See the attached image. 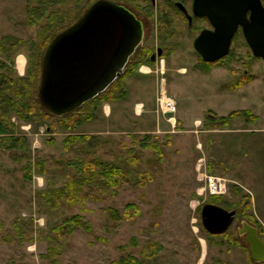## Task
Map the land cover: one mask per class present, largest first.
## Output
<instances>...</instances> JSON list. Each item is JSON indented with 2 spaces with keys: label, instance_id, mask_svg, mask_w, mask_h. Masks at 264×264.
Listing matches in <instances>:
<instances>
[{
  "label": "rangeland",
  "instance_id": "obj_1",
  "mask_svg": "<svg viewBox=\"0 0 264 264\" xmlns=\"http://www.w3.org/2000/svg\"><path fill=\"white\" fill-rule=\"evenodd\" d=\"M130 5L145 23L140 55L148 53L143 64L149 65L148 56L158 46L164 51L156 65L166 66L161 76L176 112L163 113L157 102L154 107L159 116L168 117L170 127L156 135L88 134L89 138L68 143L65 140L76 131L61 126L55 133L35 128L11 137L16 142L8 143L16 148L0 146V264H117L122 258L128 264L131 259L138 264L235 263L229 241L240 239L236 229L241 221L248 222L249 215L243 208L250 195L252 198L264 188V63L252 56L239 31L229 54L206 74L198 73L202 63L193 40L207 24L193 22L190 31L184 16L163 3L156 8L148 0H132ZM71 7L68 3L61 12ZM177 68L185 72L177 73ZM243 73L253 74L254 80L233 92L230 85ZM25 85L21 91L28 96L29 85ZM234 110H249L258 117L248 123L243 117L235 118L229 127L238 131L218 136L234 157L231 174L249 194L217 166L218 140L211 115ZM95 125H101L98 118L83 124L79 131ZM153 143L159 145V156L145 147ZM92 160L122 171L120 182L111 185L98 174V168L91 176L71 165ZM203 174L227 179L226 194L212 199L205 190ZM79 179L85 181L75 184L70 200L59 199L53 207L54 202L43 199L42 192L62 189ZM130 204L135 209L125 210ZM204 204L236 211L227 232L210 235L203 229L200 209ZM71 218L80 223L71 235L55 231ZM241 257V263L250 262V258Z\"/></svg>",
  "mask_w": 264,
  "mask_h": 264
},
{
  "label": "water",
  "instance_id": "obj_2",
  "mask_svg": "<svg viewBox=\"0 0 264 264\" xmlns=\"http://www.w3.org/2000/svg\"><path fill=\"white\" fill-rule=\"evenodd\" d=\"M191 26L192 17L182 9ZM192 12L205 17L211 29H203L193 41L204 62L215 63L230 52L238 29L253 57L264 63V4L261 0H193ZM145 28L130 7L110 0H94L68 28L54 36L41 59L37 98L44 110L63 117L104 93L121 76L143 44ZM235 210L214 204L200 209L203 229L221 235L234 223ZM237 234L252 262L264 263V241L258 228L243 220Z\"/></svg>",
  "mask_w": 264,
  "mask_h": 264
},
{
  "label": "crops",
  "instance_id": "obj_3",
  "mask_svg": "<svg viewBox=\"0 0 264 264\" xmlns=\"http://www.w3.org/2000/svg\"><path fill=\"white\" fill-rule=\"evenodd\" d=\"M26 3L27 0H0V85L3 83V87H0L1 147L4 146V139L6 137H18L20 134V136H23L24 132H28L35 128H38L37 131L42 128L48 131L46 126L47 122L38 124L32 121H26L23 118L25 114L22 112L19 113L18 111V109L23 108L25 101L22 98L23 93L21 91L22 87L25 89L23 84L31 85L29 83L32 82L29 74V57L32 53L30 43L36 40V30L38 28V25L32 26L28 23ZM156 63L155 61L154 64H141L124 79L123 82L127 92V97L125 99L103 102L99 105L91 121L98 118L101 124L100 126L95 125L88 131H79V128L85 124L83 123L74 129V131H76L75 134L97 136L112 134L127 136L156 135L155 133H158L161 129L168 126L170 127L168 123L169 120L167 119L168 117L164 118L159 116L156 111V106L154 107V104L156 105L158 89L162 81H164L161 73L164 74L166 69L164 68L166 67L165 65L160 68ZM196 70V72L201 74L207 73L199 69ZM182 71L183 70L180 72L178 68L175 69L177 73L182 74L185 72ZM148 75H152V78L146 80L145 77ZM236 80L237 79H235V81ZM247 84L249 83L243 84L242 86ZM242 86L236 89L230 87V90L236 92V90L242 88ZM25 92H27V90ZM229 114L221 116L215 114V116L227 117ZM253 116L258 119L256 115ZM235 118L230 119L227 125H219L216 127L215 132L218 140L217 166L222 168L227 176H230L239 186L245 189L236 177L231 174L234 170L232 167L235 162L231 150L224 146V144L220 142V138H218L219 135L233 134L238 131L236 127H229ZM243 119L245 120V118ZM197 121L198 120H194V123ZM245 122L248 123L251 121L245 120ZM210 129L206 131L208 133L214 132L213 129L211 131ZM242 130L253 132L252 129ZM3 133L6 135H2ZM245 191L249 194V190L245 189ZM250 201L251 209L248 213L257 223L256 227L258 228L259 235L264 241V188H260L257 195L253 196L252 194V198L250 195ZM229 246L232 248L230 252H232L234 258H236L233 264H243L241 263V256H244L246 260L250 258L246 245ZM248 264H250V262Z\"/></svg>",
  "mask_w": 264,
  "mask_h": 264
},
{
  "label": "trees",
  "instance_id": "obj_4",
  "mask_svg": "<svg viewBox=\"0 0 264 264\" xmlns=\"http://www.w3.org/2000/svg\"><path fill=\"white\" fill-rule=\"evenodd\" d=\"M93 1L94 0H89L87 3L83 4V0H27L26 3V14L28 17L29 25L32 26L38 25V28L36 30V40L31 41L30 43V49L32 50V53L30 54L29 57L30 60L29 74L31 76V81L33 85H35V88L33 87L31 88L30 87L31 85H29V87L27 88L28 96H22V98L25 100L24 101L25 107L18 109V111L19 113L22 112L25 114L23 118L26 121H32L38 124L42 122L50 123L52 127H54L53 129H51V125L47 126L50 133L57 132L58 126H61L66 131H74V129H76L81 124L89 122L94 118V113L101 103L125 99L127 97V92L123 81L134 70H136V68H138L141 64L144 63L142 62V59L143 58L145 59V56L148 53L147 51H145V53L140 55L141 49L139 48L138 52H136V54L131 58V60L127 64L121 76L116 79V81L110 86V88L106 90L104 93L98 95L94 99L85 103L80 109L60 118L48 114L44 110V108L40 105L37 98V90L41 76V59L43 52L47 47V45L49 44V42L51 41V39L61 31L71 26L79 18V16L82 14L85 8ZM110 1L126 5L132 9V6L130 5L132 0H110ZM68 3H72V7L67 9L65 12H61V7H64ZM74 9L75 10L77 9V11L74 12ZM200 62L202 64L200 65L201 67H198V69L202 72H208L210 69L209 67L210 66L212 67L217 63V62L205 63L203 61ZM149 64H151L150 61ZM253 80H254L253 74L243 73V76H239L236 82L232 84L230 87L232 89H236L241 87L243 84L251 83ZM0 87H3V83L0 85ZM0 97H1V93H0ZM37 116L39 118H35ZM211 116L214 117L215 119L213 121H215L216 127L219 125H227L229 120L235 117H243L245 118V120L251 122H255L257 119L248 110L234 111L231 112L227 117H216L215 115H211ZM2 135H6V134L3 133ZM89 137L90 136L88 135H77V134L71 135L65 140V143L71 142L74 139L76 140L80 138L83 139ZM5 141L6 143H8L9 141L16 142V139L5 138L4 139L5 146L2 147L4 150L16 148V145L14 143L6 144ZM145 147L153 149L156 152V154L159 156L160 148L157 143H153L152 145H146ZM71 165L75 166L78 172L85 171L86 173L91 174V176L97 174L96 169L98 168L99 170L98 174L103 178L106 177L107 180L110 181V184L114 186H116V184L120 182L119 178L123 176L122 171H120L118 168H115L113 166L103 165L101 162L95 160H92L88 163L85 162L73 163ZM80 181H85V179L70 181L62 189H58L55 191H44L42 192L43 199H46V201L50 203L54 202L53 205L51 204L53 207L57 206L59 199H63L67 197L68 200H70L71 197L73 196L75 184L77 182L80 183ZM211 198L218 199L221 197L211 196ZM128 209L134 210L135 209L134 204L127 205L125 210ZM243 209L244 211H250L251 209L250 200L249 202L246 203ZM110 212L112 216L116 217V220L120 219L115 210H110ZM246 218H247L246 220H248L250 224L257 226V223L250 215H247ZM79 224L80 223L75 218H71L67 222L65 221V224H61L60 226H57L55 228V231L56 232L66 231L68 235H71L74 231V228L76 227L75 225H79ZM229 244L231 246H243L241 239L229 241ZM159 248L160 246H157L156 250H158ZM49 250L50 252L54 253L53 248H50ZM131 260L132 261L129 262V264H138V262L135 259H131ZM117 264H128V261L122 258L117 262ZM250 264H256V263L250 260Z\"/></svg>",
  "mask_w": 264,
  "mask_h": 264
},
{
  "label": "built area",
  "instance_id": "obj_5",
  "mask_svg": "<svg viewBox=\"0 0 264 264\" xmlns=\"http://www.w3.org/2000/svg\"><path fill=\"white\" fill-rule=\"evenodd\" d=\"M162 81L157 95V105L163 113L174 114L176 105L173 98L167 95L165 84ZM202 178L205 181V190L210 196H222L227 192L228 180L224 177L203 174Z\"/></svg>",
  "mask_w": 264,
  "mask_h": 264
},
{
  "label": "flooded vegetation",
  "instance_id": "obj_6",
  "mask_svg": "<svg viewBox=\"0 0 264 264\" xmlns=\"http://www.w3.org/2000/svg\"><path fill=\"white\" fill-rule=\"evenodd\" d=\"M151 4L152 7H158V4L160 5V3H163L164 7L167 8V9H174L176 10L178 13L182 14L184 16V18L186 19V22H187V25H188V20H187V17L186 15L184 14V12L182 11V9H185L187 14L190 15L192 17L191 19V26L189 27L188 26V30L191 31V27L193 26V22H198V21H202L204 23L207 24V28H201L199 30V33L201 30L203 29H211V26L208 22V20L205 18V17H196L193 15V12H192V4H193V0H148ZM189 2V7L186 6V3ZM187 7V8H186ZM132 10V9H131ZM136 16L142 20L143 24H144V28H145V23H144V19L142 17L139 16V14L137 12H135L134 10H132ZM164 13H161V15H163ZM241 31L240 29H238L237 33ZM237 33L235 34V36L237 35ZM199 35V34H198ZM234 36V37H235ZM145 38V37H144ZM234 39V38H233ZM194 41V40H193ZM233 41V40H232ZM141 47V46H140ZM139 47V48H140ZM139 48L137 49L136 52H138ZM135 52V54H136ZM134 54V55H135ZM164 56V51H163V48L158 46L156 48V50L154 52H152L149 56H148V60L152 63H154L156 61V59H158L159 57H162ZM199 59L200 61H203L201 59V57L199 56ZM199 61V62H200ZM204 62V61H203ZM207 63V62H205ZM240 227V225H239ZM237 230V229H236Z\"/></svg>",
  "mask_w": 264,
  "mask_h": 264
}]
</instances>
